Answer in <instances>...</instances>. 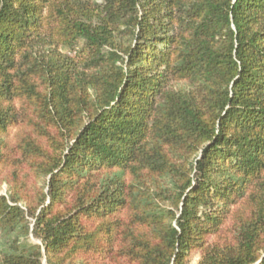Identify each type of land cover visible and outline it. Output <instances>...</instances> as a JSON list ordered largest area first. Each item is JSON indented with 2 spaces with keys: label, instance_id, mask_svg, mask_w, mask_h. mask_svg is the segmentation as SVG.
Here are the masks:
<instances>
[{
  "label": "trees",
  "instance_id": "1",
  "mask_svg": "<svg viewBox=\"0 0 264 264\" xmlns=\"http://www.w3.org/2000/svg\"><path fill=\"white\" fill-rule=\"evenodd\" d=\"M196 254L264 264V0H0V264Z\"/></svg>",
  "mask_w": 264,
  "mask_h": 264
},
{
  "label": "rangeland",
  "instance_id": "2",
  "mask_svg": "<svg viewBox=\"0 0 264 264\" xmlns=\"http://www.w3.org/2000/svg\"><path fill=\"white\" fill-rule=\"evenodd\" d=\"M6 189H7V186L5 185L1 192L4 193L6 191ZM199 259H200L199 254L194 255L192 258V263H194V264L197 263L199 261Z\"/></svg>",
  "mask_w": 264,
  "mask_h": 264
}]
</instances>
